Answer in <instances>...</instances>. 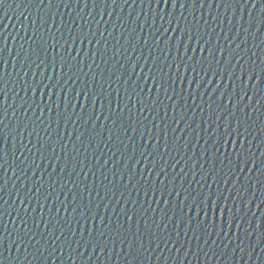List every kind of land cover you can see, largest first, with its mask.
<instances>
[{
  "label": "snow or ice",
  "instance_id": "snow-or-ice-1",
  "mask_svg": "<svg viewBox=\"0 0 264 264\" xmlns=\"http://www.w3.org/2000/svg\"><path fill=\"white\" fill-rule=\"evenodd\" d=\"M32 2L35 3L38 12L34 19L25 16L27 23L24 21L21 27L23 36H20V32L16 33L20 40L19 51L14 57L9 48V37L13 33L7 30V26H0V264L22 262L49 264L51 260H63L65 257L68 264H76L77 261H81L82 264H96V261H100V264H103L104 260H107L108 264H115L113 257L121 264H154V256L157 260L164 257L163 264H167L170 259L176 261V264H183V260L180 259L181 250L184 259L192 256L199 260L203 254L205 258L219 261L228 255L235 259L239 254L240 259L246 255L252 260L255 256L260 264H264V220L259 224L253 223L256 213L251 205L255 203L256 193L250 191L251 177L247 186L243 183L237 186L239 174L244 173L245 169L252 172L255 167V171L259 173V179L255 182L260 185V204H264V159L259 160V166L256 167V151L248 139L253 136L248 123L252 119L250 113L257 110L256 104L264 108V103H261V100H264V47H261L264 45V0H140L141 6L153 10L152 20L149 23L147 15L141 8L133 22L138 21L141 15L145 16L144 24L155 29L152 33L153 44H149L148 39L144 37H141L142 43L140 41L132 43L122 32L120 37L124 42L121 43V39L113 36V31H119L116 25L112 24L110 30L108 22L103 23L104 31L99 27L95 31L92 30L93 24L101 25L105 14L110 15L107 12L108 7L114 5L121 10L125 7L132 8L136 0H132L131 4L129 0H32ZM8 3L9 0H0V8ZM61 5L69 10L75 5L80 10L77 16L83 23H78L77 19L71 16L65 20ZM89 5L92 9L104 6V12L96 13L101 17L100 20L95 19L91 10L83 16L80 15V12ZM169 7L178 11V15L174 16L172 11L164 10ZM221 7L223 19L220 18ZM128 16L131 18L132 13L129 12ZM189 16L191 20L188 19ZM206 16L211 18V22L205 18ZM117 19L124 25L123 19L120 17ZM157 21H160L159 27H155ZM181 21L184 22L182 27ZM225 22L231 26L229 32L233 29L237 31L231 38L225 35L223 39L226 44H221L220 34L224 31L222 25ZM137 27L143 31L139 24ZM217 28H220L219 33L216 31ZM135 31L136 29H132L129 34L132 35ZM105 32L115 40L111 46V55L109 42L104 38ZM161 36L164 37L163 41L160 39ZM248 37L252 38V46L261 53L258 57L259 64L251 59L257 53L248 46ZM257 39L259 44L256 43ZM161 43L167 46V52L160 47ZM86 44L92 48L102 46V50L96 48V51L90 52L87 62L81 55V52L86 50ZM173 47L175 56L173 62L169 63L167 57L172 53ZM145 48L150 49L147 55L144 52ZM181 49L184 55H181ZM197 49L211 59L206 57L196 60L188 56V53L196 52ZM6 53L8 59L5 58ZM184 56H188L193 63L188 64ZM161 57H164L163 61ZM176 57H179L178 61ZM93 65L96 66L95 69ZM181 66L184 67L186 76L176 75L174 78L173 71L179 73ZM9 68L12 69L11 72L8 71ZM86 68L88 72L85 71ZM49 69L56 75L50 74ZM188 75L192 76L190 80L187 79ZM225 75L231 80V84L222 87L220 81ZM82 77L90 79L91 83ZM178 80L181 85L187 80L189 87L196 85L197 88L205 89L200 93V98L203 101L204 96L208 97V114L203 120L208 127L202 130L212 141L210 148H204L199 154L193 153L183 165L180 164L183 156H180V159L172 157L173 163L168 164L166 154L175 151L179 155V147L175 143L170 147L169 143L165 142L161 149L157 143L160 137L151 131L159 127L155 120L161 110H163L161 122L168 116L169 105H165L164 100L170 101L173 109L176 108L178 99L184 100L179 107L185 109V112L179 119L173 115L172 123L177 127L171 128V131L173 141H180L185 149L190 147L191 142L187 141V136L176 133L185 130L195 131L193 128L195 121L189 124L185 117L189 110L195 111L187 100L191 99L195 104L196 96L189 92L185 98L182 95L185 91L182 86L178 92ZM78 82L82 85L79 90L76 87ZM161 92L164 99H161ZM257 93L260 99L254 103L253 98ZM136 105L139 107L133 113ZM196 107L202 114L204 113V107L200 105ZM53 116L57 135L55 142L51 131ZM149 116H152L151 121ZM12 117L17 118L15 125L8 128L5 121L11 123ZM37 122L44 126L43 136L37 130ZM182 122L183 129L178 127ZM61 123L65 125V130L68 125L74 126L77 133L75 141L85 150L92 147L95 141V149L99 150L100 155L93 151L94 166L97 171L101 169L103 171L100 172L99 183L96 171H91L92 186L83 184L81 188L82 181L88 179L89 173L83 171L82 162L72 157L55 172L58 179L49 174L47 177L49 191L45 193L42 192V188L46 169L40 167L35 157L38 154L41 162L51 160L52 156L46 154L50 151L55 156L57 143L67 156L68 142L64 141L60 134ZM29 124L33 125L31 129ZM140 128L144 131L139 132L141 150L137 157L136 134ZM5 129H8L7 136ZM25 132L29 137L35 133L36 143L39 145L35 152L28 147L32 144L31 139L25 143ZM145 132L149 134L145 136ZM260 134L264 137V128L260 129ZM164 135H167V132H164ZM8 136H11L13 141L11 147ZM17 137L20 138L19 147L14 143ZM149 142L152 143L151 151L148 147ZM260 143L264 144V139H261ZM129 144L133 148L131 153L128 150ZM101 145L108 148L110 155L103 151ZM72 147L79 154L80 149L76 143H73ZM25 150L31 155V159L29 156L20 159L16 155L17 151L24 155ZM259 150L260 155L264 156V149ZM157 156L163 162V166L157 167ZM56 158L59 159L58 156ZM85 159H88L87 155ZM188 161H192V164L186 172ZM215 161H219L221 165L227 161L225 165L227 171L225 172L223 168L217 170ZM69 163L72 165V171L67 173L68 179H65L64 172ZM205 164L209 167L205 168ZM137 165L142 171H137ZM77 167L81 169L80 172H76ZM9 171L11 176L8 175ZM107 172H111L112 179H109ZM189 173L192 179H187ZM221 173L222 179H216ZM73 175L82 177V180L72 179ZM197 175L200 179H196ZM137 176L143 183L136 180ZM133 180H136V183H133ZM213 183L217 185L216 190L212 189ZM100 184H103V195ZM129 184H132L137 199H130L131 191L128 192L129 198H125L123 191L117 195V191L114 190L117 189V185L128 190ZM56 187L60 188V193L55 196L59 201V206L55 208V216L53 219H46L40 215L37 219L32 215L37 210L33 207V200L42 213L44 207L52 203L49 198L56 192ZM65 188L72 196L71 212L68 211L67 197L64 201L60 200L61 195H66ZM73 188L77 191L72 192ZM141 190L147 198L143 201L139 200ZM84 192L88 195L87 204L83 202ZM5 194L11 203L9 199H5ZM173 194L179 203H173L169 199ZM41 196L43 204L40 201ZM153 203L156 205L155 208ZM13 205H16L14 209L16 217L12 219L13 227L9 230L3 217L5 215L12 217V212L8 209ZM109 205H113L112 212L117 217L115 223L110 216L106 218L100 211L103 206L107 212ZM116 206L120 207L119 212H116ZM61 208L69 216L78 213L77 228L72 227L71 220L63 219L60 215ZM257 208L260 209V205H257ZM48 211L51 214L52 208ZM260 211L261 216H264V209ZM81 221L85 225L91 224V227L81 229L79 227ZM5 239L8 241L7 244ZM161 245L167 250V256H164L163 250L157 251L161 249Z\"/></svg>",
  "mask_w": 264,
  "mask_h": 264
},
{
  "label": "water",
  "instance_id": "water-1",
  "mask_svg": "<svg viewBox=\"0 0 264 264\" xmlns=\"http://www.w3.org/2000/svg\"><path fill=\"white\" fill-rule=\"evenodd\" d=\"M132 0H129V3L131 4ZM81 8H83V5H81ZM141 8L143 9V13L147 15V19L149 21V23H151L152 20V16H153V10H150L147 6H141L140 5V0H136V4L133 5L132 8H123V10H121V8L116 7V6H110L107 9V12L110 13V15L105 14L104 16V21H102L101 25H96L93 24L92 25V30L95 31L97 27L100 28L101 31H104L105 25L103 23L108 22L107 26L109 27V29L111 30V25L115 24L117 29L119 31H113V36L116 37L117 39H121L120 37V33L122 32L124 34L125 37H127L129 40L132 41V43H136L137 41H141V37H144L146 39H148L149 44H153V36L152 33L154 32V28H149L146 24H144V19L145 16L141 15L140 19L138 21H136L135 23L133 22L135 20V17L137 16L138 13L141 12ZM135 9V10H133ZM89 10L92 11V14L94 15L95 19L100 20L101 17L99 15H96L97 12H104V6L101 5L99 8L97 9H92L91 5H89L88 8H84L83 11L80 12V15H85ZM165 11H172L173 15H178V11L169 8H165ZM53 11H55V8H53ZM61 11L64 13V19L68 20L69 16L74 17L77 19L78 23H83V21H80L79 17L77 16V12L80 11L75 5L72 6L71 10L69 9H65L62 5H61ZM158 11V9L156 10ZM199 11V10H197ZM221 11V19H223V7H221L220 9ZM38 12L37 7L35 6V3L32 2V0H9V3L6 4L3 8H0V26H7V30L12 32L13 35L9 37V48L12 50V56L14 57L16 55V52L19 51V40L20 37L16 36L17 32H20V36H23V32L21 31V27H22V23L25 21V16H30L31 18H35L36 14ZM131 12L132 16L131 18L128 16V13ZM5 13H7V17L5 18ZM21 13H23V15H21ZM215 14V12L213 13ZM117 17H120V19H123L124 21V25L120 24V20L117 19ZM86 19H90L88 17H85ZM206 19H209V21L211 22V18L210 17H205ZM167 19V17L165 18ZM189 20H191V16L188 17ZM60 22V18H57V23ZM25 23H27V21H25ZM175 23V22H174ZM183 21H181V27L183 26ZM137 24H139L141 27H143V31L140 30V27H137ZM160 21H157V24L155 25V27H159ZM165 27H167V24H165ZM224 31L220 34V43L221 44H226V42L224 41L223 37L225 35L229 36L230 38L236 35V31L237 29H233L232 32H229L228 29L229 27H231L230 25L227 24V22H225L222 25ZM132 29H136L135 33L130 35L129 33L131 32ZM75 30V29H74ZM204 31V27H203V21H201V32ZM216 31L219 33L220 32V28H217ZM159 35V34H157ZM172 35L174 36L175 33H172ZM113 36H109L108 32L104 33V38H106L109 42L108 46H109V55H111V46L115 43V40L113 39ZM99 38V37H98ZM161 41H163L164 37H160ZM249 40V47L252 49V51H255L257 53L256 56H252V60H255L257 64L260 63V60L258 59V57L261 56L260 51L253 47V42H252V38L248 37ZM123 39H121V43H123ZM237 42H239V40H237ZM216 43V37L215 35L213 36V44L215 45ZM257 44H259V39H257L256 41ZM195 46V45H194ZM77 49L79 50V45L76 46ZM160 47H163L165 49V51L167 52V46L164 45L163 43H161ZM233 47H235V45H233ZM261 47H264V45H261ZM96 48H101L102 50V46L101 45H97ZM96 48H92L91 45H85V51L81 52V55L84 58V61L87 62L88 61V57L91 51H96ZM137 50L139 51V45H137ZM150 49L145 48L144 52L145 55H147V52ZM49 52L51 53V49H49ZM75 54V53H74ZM155 54V53H154ZM181 55H184L183 53V49H181ZM250 55V53H249ZM175 56V48L173 47L172 53L168 55L167 57V61L169 63L173 62V57ZM188 56H192L194 57V59L196 60H201L207 57L206 53H202L199 51V49H197L196 52L193 53H188ZM188 56H184L185 61L188 64H192L193 61L188 59ZM5 58L8 59V55L7 53L5 54ZM51 58V57H50ZM161 61L164 60V57L160 58ZM207 59H211L210 57H207ZM97 60H99V57H97ZM176 60H179V57H176ZM11 63V61H9ZM235 63V61L233 62ZM250 64V61L248 62ZM103 66V65H102ZM248 65L246 64V67ZM95 65H93V69H95ZM17 68L19 69V65H17ZM173 68H175V65H173ZM167 70V69H166ZM8 71H12L11 68L8 69ZM86 72H88V69H85ZM49 73L52 74L53 76H55V73H51V69H49ZM173 77L175 78L176 75H179L181 77L186 76L184 67L181 66L179 73H176L175 71H173ZM239 74V73H237ZM14 75V73H13ZM194 75V74H192ZM89 78L91 77V72L88 73ZM203 76V73H201V77ZM192 78L191 75L187 76V79L190 80ZM7 79V77H6ZM82 79H88V78H83ZM88 83H91V80L88 79ZM221 86H226V85H230L231 84V80L228 78L227 75L224 76V79L222 81H220ZM237 84H239V81H237ZM11 87V85H9ZM183 87L185 89V91L182 93V95L187 98L189 95V92H191L194 96H196V100H195V104H193V101L191 99L187 100L188 104H192L193 108L195 109V111H191L189 110L187 112V116L185 117V120L187 123L189 124H193V121H195V123L193 124V128L195 129V131H189V130H185L184 132H177L176 135H180V136H187V141L191 142V145L188 149H185L183 146V143H181L180 141H173V133L171 131V128L173 127H177V125H174L172 123V117L173 115H176V118L179 119L180 115H183L185 112V109L180 108L179 105L184 103V100H177V106L175 109H173L171 107V102L164 100V104L165 105H169V107L167 108L168 111V116L166 117L164 122H161L160 117L163 116V110L160 111L159 116L156 117L155 123L159 125L158 128H153L152 134L154 135H158L160 137L158 143V146L163 149L165 142L169 143V146L171 147V145L173 143H175L177 145V147H179V155H177V153L175 151H172L170 154H166V160L168 162V164L173 163V159L172 157H176V159H180V156H183V159H180V164L183 165L185 163L186 160H188L189 156H192L193 153H201L203 151L204 148H210V145L212 143V141L208 138L207 133L205 131H203L202 129L207 128L208 125L205 124L203 122L204 118L207 117V102H208V97L204 96L203 101L200 98V93H203L205 91L204 88H197L196 85H192L191 87L188 86L187 84V80L185 81V83L183 85H181L180 81H177V91L179 92L180 87ZM77 89L79 90L80 87H82V85L78 82V84L76 85ZM209 87H211L209 85ZM18 90V89H17ZM171 92V89L169 90ZM121 92H123V89L121 88ZM22 95V93H21ZM153 95H155V91L153 92ZM71 96V94H70ZM10 99H11V94H10ZM161 99L163 98V93L161 92ZM260 99V95L259 93H257L256 96H254L253 98V102L255 103L256 100ZM113 103H115V94H113ZM135 103V102H134ZM261 103H264V100H261ZM196 105H200L202 107L205 108L204 113L202 114L199 111V108L196 107ZM139 105H136L135 108H133V113H135L136 108H138ZM231 107V106H229ZM161 108H163V106H161ZM256 111H252L250 113L252 119L248 122L250 125V131L253 133V136H250L248 139L251 141L252 145H253V150L256 151V156H255V160L257 161L256 167L259 166V160L264 159V156L260 155V150L259 149H264V144H261L260 141L261 139H264V137L261 136L260 134V129L264 128V115H262V113H264V108L260 107V104H256ZM11 108L9 109V114H11ZM77 111H79V109H77ZM105 111H107V105L105 104ZM46 115H48V113H46ZM125 116H127V111H125ZM16 117H12V121L11 123H9L8 121H5L6 123H8V128H13L15 125V121H16ZM53 119V129L52 131V139L53 142L56 141L57 139V135H56V130H55V117H52ZM103 119V118H102ZM149 120H152V116H149ZM107 123V122H105ZM33 127L32 124H29V129H31ZM37 130L40 131V135L43 136L44 133L42 131L43 129V125H39V123L37 122ZM179 128L183 129L184 128V123L182 122L179 126ZM149 128H151V124H149ZM83 129H81L82 131ZM99 129H97L98 131ZM7 131L8 129H5V134L7 136ZM140 131H144V129L140 128L138 129V132L136 134V154L137 157L139 156V151L140 149V136H139V132ZM164 132H167V135H164ZM60 134L63 136V140L68 142V146H67V156H65V153L62 152L60 150L61 145L59 143L56 144V155L53 156L52 153L49 151L46 155L48 156H52L51 160H44L43 162L40 161L39 155L37 154V156L35 157L37 160V163L40 164V167L42 169H46V171H44V176H45V183L44 186L42 188V192H47L49 191L48 189V181H47V177L49 176V174H52L54 179H58L55 176V172L59 171V169L61 167L64 166L65 161L66 160H71L72 157H76L77 160H79L80 162H82V164L84 165L83 171L84 172H88L89 176L87 180H83L82 184H81V188H83V184H88L89 187L92 186V176H91V171H96V175L98 178V183L99 180L101 179L100 177V172L103 171V169H101L100 171H97L95 168V160L94 158H92V153L95 150L97 155H100L99 150L95 149V141H93V146L92 147H88L86 150L84 147H81L79 142L75 141V135L77 134L76 131H74V126L73 125H68L67 129L65 130V125L63 123H61L60 125ZM69 134H71V139H69ZM149 133L145 132V136H147ZM105 136H107V132L105 131ZM255 137V138H253ZM8 141H9V146L11 147V145L13 144L12 138L11 136L7 137ZM31 139L32 140V144L28 145V147L32 148V151L35 152L36 148L39 147V145L36 143V135L35 133H33L32 137H29L27 132H25L24 134V140L25 143H27V141ZM83 139V137H82ZM19 140L20 138L17 137L16 141L14 142L16 147H19ZM185 141V142H187ZM205 141H207V143H205ZM73 143H76L77 147L80 149L79 154H77L74 150H73ZM85 143H87V141H85ZM149 151L152 150V143L149 142ZM101 148L103 149V151L105 153H108V148H105L103 145H101ZM128 150L131 153L133 151L132 145L129 144L128 145ZM110 155V153H108ZM147 154V153H146ZM16 155L20 157V159H24L25 156H29V159H31V155L27 152V150H25V154L21 155L19 151L16 152ZM85 155L88 156V159H85ZM59 157V159H57L56 157ZM117 156H119V153H117ZM193 160H195V156H193ZM216 163V167L217 170L223 168L224 171H227V168L225 167V165H227V161L224 162V165H221L219 163V161H215ZM156 164L157 167L159 166H163V162L159 159V157L157 156L156 159ZM192 161H188V167H185V171L188 172V168L191 166ZM179 167V166H178ZM209 165L205 164V168H208ZM241 167H243V165H241ZM137 171H142V169H140V166L137 165L136 166ZM72 171V165L71 163L68 164V167L65 169L64 172V178L68 179L67 173ZM81 169L79 167L76 168V172H80ZM31 175V172L29 173ZM109 176V179H112L111 176V172H107L106 173ZM155 173H153L154 176ZM9 176H11V171H9L8 173ZM145 175H147V173L145 172ZM222 173L220 175L216 176V179H222ZM251 177V189L250 191H255L256 193V199H255V203H253L251 205L252 210L256 213V216L253 220L254 224H259L261 220H264V216H261V211L260 209H264V204H260V185L257 184L255 181L257 179H259V173H257L255 171V167L253 168L252 172H248L247 169H245L244 173H240L239 174V179H238V184L237 186H239V183H243L245 184V186L248 185L249 183V178ZM12 179H15V177H12ZM72 179L77 180V181H81L82 177H76L75 175H73ZM169 179H171V175L169 176ZM187 179H192V175L191 173H189ZM196 179H200L199 175H197ZM211 179V178H210ZM136 180H140V177L137 176ZM136 180H133V183H136ZM59 183H63V181H59ZM106 183V182H105ZM116 183V182H114ZM140 183H143L142 180H140ZM201 183H203V181H201ZM29 187H31V184L28 185ZM177 186H179V182H177ZM17 187H19V182H17ZM137 187H139V185H137ZM185 187H187V185H185ZM217 185L216 184H212V189L216 190ZM117 191V195H119V193L121 191L124 192V196L125 198H129L128 196V192L131 191L132 195L130 197V199H137L136 197V193L134 190H132V184L128 185V190H125L121 187H119V185H117V189H114ZM65 194L66 195H61L60 196V200L64 201L67 197V204H68V211L71 212V200H72V196L71 194H68V190L67 188L64 189ZM77 190L75 188L72 189V192H76ZM100 191H101V195H103V184H100ZM241 191H243V189H241ZM60 193V188L56 187V192L53 194V196H51L49 199L52 201V203L46 205L44 207L43 212H40L39 207L36 206V202L35 200H33V207H36L37 210L36 212L32 213L33 216H36L37 219H39L40 215H43L46 219H53V217L55 216V208L59 206V201H57L55 199V196L57 194ZM93 195H95V191L93 192ZM110 195V194H109ZM84 196V200L83 202L85 204L88 203V195L86 192L83 193ZM149 196H151V193H149ZM245 198L247 199V195L245 196ZM5 199H9V197L5 194ZM147 199L144 196L143 190H141L140 193V197L139 200L143 201ZM170 200H172L173 203H179V201L175 198V194H173V197L169 198ZM77 200H79V197H77ZM40 201L43 204L44 200H43V196L40 197ZM107 202V201H105ZM9 203H11V200L9 199ZM19 203V201H17V204ZM114 203V201H113ZM121 203H123V201H121ZM257 205H260V209L257 208ZM16 205H13L12 208H9L8 211L12 212V217H9L7 215H5L3 217L4 223H6L8 225L9 230L12 229L13 224H12V219L16 217V212L14 211ZM112 207L113 205H109V209L107 212L104 211L103 206H101L100 211L102 213H104L105 217L107 218L108 216L111 217V220L113 223L116 222L117 217L116 215L112 212ZM145 207H147V205L145 204ZM153 207L155 208L156 205L153 203ZM52 208V213L50 214L48 209ZM116 212L120 211V207L116 206ZM31 211V209H30ZM159 211V210H158ZM93 212H95V208H93ZM60 215L63 217V219L65 220H71L72 221V227L75 229L77 228V224H76V218L78 217V213H72L71 216H69L67 213L64 212V209L61 208L60 210ZM169 215H171V212H169ZM209 215H211V213H209ZM251 218V216L249 217ZM56 219H60V217H56ZM62 222V221H61ZM29 224L31 225V217H29ZM51 226V225H50ZM41 227H43V225H41ZM79 227L81 229L86 228V227H91V224L85 225L83 223V221H81V224L79 225ZM59 234V232L57 233ZM258 236V234H257ZM175 238V236H174ZM256 238V237H254ZM203 242V237L201 238V243ZM8 241L7 239H5V244H7ZM217 243H219V241H217ZM193 248H195V241H193ZM163 250L164 251V256H167V250L163 249V245H161V249L157 250L158 252ZM173 253H175V250H172ZM258 254V253H257ZM209 257H211V253H209ZM95 259V258H94ZM183 260V264H253V261H255V264H260L259 260L255 259V256H253L252 260H249L248 257L245 255L243 259H240L239 254H237L236 258L233 259L231 255H228L226 257L221 258V260L217 261L216 259H209V258H205L203 256V254L200 255L199 260H197L196 258L189 256L187 259L183 258V250H181V258ZM113 260L115 261V264H121L120 261L116 260L115 257H113ZM164 261V257H161L159 260L156 259V257H153V262L154 264H163ZM23 264V262H22ZM49 264H68L67 262V258L65 257L63 260H51L49 261ZM76 264H82L81 261H77ZM96 264H100V261H96ZM103 264H108L107 260H104ZM167 264H176V261L174 260H168Z\"/></svg>",
  "mask_w": 264,
  "mask_h": 264
}]
</instances>
